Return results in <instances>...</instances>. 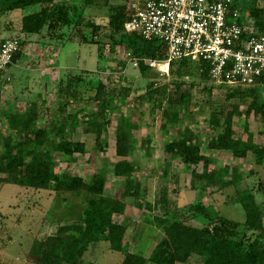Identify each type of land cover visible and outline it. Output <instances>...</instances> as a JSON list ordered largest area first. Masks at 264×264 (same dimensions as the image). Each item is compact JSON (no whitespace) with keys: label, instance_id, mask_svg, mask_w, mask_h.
Returning a JSON list of instances; mask_svg holds the SVG:
<instances>
[{"label":"trees","instance_id":"16d2710c","mask_svg":"<svg viewBox=\"0 0 264 264\" xmlns=\"http://www.w3.org/2000/svg\"><path fill=\"white\" fill-rule=\"evenodd\" d=\"M130 1L123 0L114 4L111 0H81L80 3L75 0H0V16L15 10L35 8L33 12L22 17L23 38L14 37L20 42V50L13 59L14 65L24 55L30 42L28 35L42 37L47 30L52 41L75 43L78 37L83 44L98 45V58L101 62L98 72L108 70L110 66L107 65L104 54L105 44L101 43L96 34L102 27L87 12L89 8L105 6L108 9L105 27L109 31V49L123 47L127 56L138 61L143 77L148 79L147 88L153 109L161 108V104H156L158 100L154 99V95H166L167 87L155 89V79L165 74L151 73L153 67L149 66L147 61H165V48L159 40H146L138 34L126 32L125 23L129 19ZM259 1L250 0L246 7L247 14L240 23L253 25L258 33H264V9L258 6ZM170 72L178 78L177 102H169V106L175 108V111L168 116V122L174 123L182 111L183 117L190 115L189 97L181 92L184 79L195 72L196 78L210 82L209 65L202 60L183 58L170 64ZM64 89L62 85V97L81 102H95L96 109L81 119L78 114L82 110L70 113L58 122V126L47 129L38 126L37 104L34 103L25 112V116L17 112L6 113L10 134L0 136V174L6 175L0 182L54 190L58 194L73 193L85 196L86 207L77 220L61 224L55 233L34 241L30 257L36 264H81L88 249L101 242L109 243L112 251L122 254L123 258L119 264H178L187 263L194 256L201 257L204 264H264V210L258 202L259 197L264 200V178L259 181L257 189L250 187L247 193L238 196V203L246 213L244 222L217 214L212 205L203 202L202 198L207 189L230 187L240 181L241 177L237 169L228 165L211 169L210 165L214 164L215 160L203 153L200 135L189 127L185 128L186 131L179 139L167 144L166 151L173 158L182 161L184 171L191 175V188L198 191L199 197L177 209L169 206L167 195L159 199L158 209L161 214H148L146 222L154 223L164 233V238L149 258L141 253L128 251L124 241L128 227L115 222V215L125 214L129 202L139 208L153 211L150 202L142 203L144 194L141 185L136 183L132 176L137 167L127 160L134 154L138 143L133 135L136 125L131 119L128 116H120L116 132V154L120 160L114 163L113 173L125 180L124 191L120 195L111 196L106 193L104 171L86 181L81 176H61L55 172V168L60 162H75L87 152L85 144L76 140L81 122L85 125L82 130L95 136L96 148H106L102 135L111 123L110 115L119 111V106L115 105L114 101L118 96L126 97L131 90L128 87L108 90L104 81L90 71L70 75L66 80V93ZM212 89L213 86L209 88V94ZM228 89V100L239 99L247 106V116L254 113L264 122V74L253 86ZM66 105H60L63 112L67 110ZM236 115L233 111L219 113L217 109L211 113L209 124L216 134L207 142V148L221 152L230 151L239 159L252 155L255 164L264 168V144L257 143L247 127L246 139L236 137L233 127V118ZM53 153L59 154V160L55 159ZM201 163L202 170L199 172L195 167Z\"/></svg>","mask_w":264,"mask_h":264},{"label":"rangeland","instance_id":"374dc122","mask_svg":"<svg viewBox=\"0 0 264 264\" xmlns=\"http://www.w3.org/2000/svg\"><path fill=\"white\" fill-rule=\"evenodd\" d=\"M61 1V0H58ZM80 3L81 0H75ZM117 4L123 0H111ZM250 0H237L238 8L247 14V5ZM264 9V0L258 2ZM35 8L15 10L0 16V38L20 37L22 17L33 12ZM96 23L101 25L96 34L101 43L105 44L104 54L110 68L98 72L101 62L98 58V45L83 44L76 37V42L50 38L47 30L43 36H29L30 41L20 62L9 67L4 76L11 80L0 82V136H7L8 122L6 113L17 112L25 116L34 103L37 104L38 126L50 129L58 126V122L70 113L78 110L81 119L84 115L93 112L95 102L76 101L62 97L60 90L65 87L70 75L90 71L104 81L108 90L130 88V93L124 97H117L114 104L119 106L118 113L110 115L111 123L102 140L106 143L104 150L96 148L95 136L85 133L81 122L76 134V140L85 144L87 152L75 162H60L55 172L61 176H81L86 181L98 175L101 171L106 176V193L120 195L124 191V178L116 177L113 165L120 158L116 154V135L120 116H128L136 125L133 131L137 140V147L133 155L127 160L137 169L132 173L136 183L141 185L144 198L143 204L150 202L153 211L139 208L129 202L123 215H115L114 221L128 227L124 241L127 250L137 252L149 258L154 248L164 238V233L153 223H147V215H160L158 200L167 195L168 204L174 209L182 208L199 195L191 188V175L184 171L183 163L179 158H173L166 151L167 144L179 139L189 127L200 135L203 141L202 151L215 160L210 168L228 165L237 169L241 177L235 185L227 188L209 187L203 196V202L212 205L217 214L244 222L246 213L238 203V196L247 193L250 187L257 189L259 181L264 178V168L255 164L254 157L239 159L230 151H217L207 148V142L215 136L216 131L209 124L211 113L216 109L219 113L229 111L237 115L233 118V127L236 137L246 139L248 130L253 134L257 143L264 144V122L254 113L247 116V106L239 99L228 100V87L215 85L212 82L201 81L192 72L184 80L181 92L189 97L190 115L183 117L184 111L177 116L174 123L168 122V116L175 111L169 106L170 100L177 102L176 78L169 73L159 75L155 79V89L166 86V95L155 93L156 104L162 107L153 109L149 100L148 79L144 78L141 69L127 56L123 47L109 49L107 38L108 9L105 6H96L87 9ZM58 34V32H57ZM151 73L160 74L158 68H152ZM212 93L209 94V88ZM106 90V91H108ZM164 96L165 99H164ZM87 98V95L85 96ZM163 100V101H162ZM66 103L67 110L63 112L60 105ZM179 118H181L179 120ZM184 120V123H183ZM56 160L59 154L53 153ZM106 165V167H105ZM201 172L202 163L195 167ZM6 177L0 174V180ZM264 210V200L258 198ZM86 207L84 195L73 193L58 194L54 190L22 187L11 183L0 182V264H36L30 257V249L36 239H42L57 231L59 225L77 220ZM122 254L112 251L109 243L101 242L91 246L83 257L81 264H119ZM204 264L201 257L194 256L187 263Z\"/></svg>","mask_w":264,"mask_h":264},{"label":"built area","instance_id":"2783aa9c","mask_svg":"<svg viewBox=\"0 0 264 264\" xmlns=\"http://www.w3.org/2000/svg\"><path fill=\"white\" fill-rule=\"evenodd\" d=\"M237 0H131L125 30L159 40L166 60H148L168 74L170 64L188 58L209 65V79L228 88L250 87L264 74V33L241 24ZM20 50L17 38H0V82ZM135 65L138 61L131 58Z\"/></svg>","mask_w":264,"mask_h":264},{"label":"crops","instance_id":"0c3cea01","mask_svg":"<svg viewBox=\"0 0 264 264\" xmlns=\"http://www.w3.org/2000/svg\"><path fill=\"white\" fill-rule=\"evenodd\" d=\"M22 59H23V58H22ZM19 62H20V61H19ZM19 62H18V63H19ZM18 63H17V64H18Z\"/></svg>","mask_w":264,"mask_h":264}]
</instances>
